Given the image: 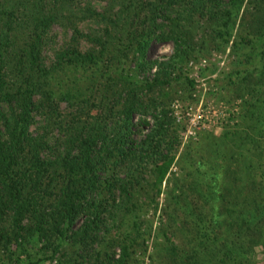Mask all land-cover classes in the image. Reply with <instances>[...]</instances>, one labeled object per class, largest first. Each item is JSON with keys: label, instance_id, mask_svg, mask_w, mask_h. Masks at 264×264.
Returning a JSON list of instances; mask_svg holds the SVG:
<instances>
[{"label": "trees", "instance_id": "obj_1", "mask_svg": "<svg viewBox=\"0 0 264 264\" xmlns=\"http://www.w3.org/2000/svg\"><path fill=\"white\" fill-rule=\"evenodd\" d=\"M226 47L239 111L181 146L171 90ZM162 181L150 263L264 264V0H0V264H129Z\"/></svg>", "mask_w": 264, "mask_h": 264}, {"label": "rangeland", "instance_id": "obj_2", "mask_svg": "<svg viewBox=\"0 0 264 264\" xmlns=\"http://www.w3.org/2000/svg\"><path fill=\"white\" fill-rule=\"evenodd\" d=\"M53 31L56 33V44L60 43L62 39L67 37V32H62L56 27H53ZM170 53V44L152 43L148 48L147 56L150 59L159 61L164 59ZM233 59L234 56L230 54L229 48L226 47L222 53L210 50L206 55L192 58L187 62L186 74L189 78L193 79L195 83L194 87L189 91L180 87H173L174 90L172 89L171 91H174L175 93L173 94V98L171 97L168 102L169 108L172 110V115L174 116L176 114L178 117L176 118L174 116L176 118L175 122L182 123L184 126L183 132L181 134V146L186 142H197L202 132L211 131V133L214 135L219 133L222 125L225 123V120L223 119L226 118V114H228L227 111H239V100H232L229 103L230 105L226 103L225 100L227 97L231 96V91L228 90L229 87H223V85H225L224 83H226L230 67H232L231 62ZM208 65H211L210 69H206ZM151 71H153V69ZM231 77L233 78V75ZM220 86L223 88H220ZM188 107H191L192 113L210 109L211 111L207 115L212 119L217 118L219 122L221 121V125L219 126L217 124L216 128L215 125H213L214 127L205 126V128L189 126L185 119V111ZM235 122V119L229 123L227 121L226 125H229L228 127H232V124H235ZM181 146L179 147L180 149L182 148ZM198 147L199 143L196 144L194 149ZM169 172L176 173V167L174 164H171L166 177L168 176ZM165 187L166 181H162L160 185L161 193L157 198L158 200L156 203L155 213L154 215H149L148 213L151 212V209H148L144 215L146 217L145 222L140 225V229L142 230V227L146 225V223H150V237L147 238V236H144L147 238L145 245H147L148 249L145 253H133L132 259H134V261L129 262V264H154L155 262L154 259V262L150 263L148 256L151 253L150 246H152L154 243H157V245L160 243L155 241L152 242V237L155 236V227L158 222L157 216H162L163 212L165 211ZM151 206H154V204Z\"/></svg>", "mask_w": 264, "mask_h": 264}, {"label": "built area", "instance_id": "obj_3", "mask_svg": "<svg viewBox=\"0 0 264 264\" xmlns=\"http://www.w3.org/2000/svg\"><path fill=\"white\" fill-rule=\"evenodd\" d=\"M210 111L211 110L208 109L206 111H198V112L192 113L191 107H188L187 110L185 111V119L188 122V125L192 127L205 128V126L214 127L213 125H215V128H216L217 124L219 126L221 125V121L219 122L217 118L212 119L211 117H209L207 114L210 113ZM227 115L228 114H226V116ZM174 116L178 118L176 114Z\"/></svg>", "mask_w": 264, "mask_h": 264}]
</instances>
